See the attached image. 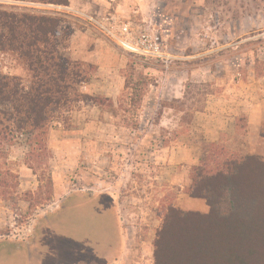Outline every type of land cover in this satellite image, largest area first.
Instances as JSON below:
<instances>
[{"label":"rangeland","instance_id":"1","mask_svg":"<svg viewBox=\"0 0 264 264\" xmlns=\"http://www.w3.org/2000/svg\"><path fill=\"white\" fill-rule=\"evenodd\" d=\"M2 4L55 19L59 53L83 82L50 112L45 132L0 135V240H24L75 193L106 194L133 256L153 264L170 208L210 211L191 196L200 169L222 159L264 162V0ZM153 42L159 55L147 52ZM4 75L29 91L32 74L16 54L0 52ZM10 109L0 103V112ZM67 243L44 264H104Z\"/></svg>","mask_w":264,"mask_h":264},{"label":"trees","instance_id":"2","mask_svg":"<svg viewBox=\"0 0 264 264\" xmlns=\"http://www.w3.org/2000/svg\"><path fill=\"white\" fill-rule=\"evenodd\" d=\"M14 9L0 5V52L16 54L33 80L20 93L18 78H0V103L12 108L0 112V135L10 127L45 132L50 112L70 101L81 76L59 53L55 19ZM208 168L198 169L191 196L205 199L210 211L170 208L153 264H264V162L222 159Z\"/></svg>","mask_w":264,"mask_h":264},{"label":"crops","instance_id":"3","mask_svg":"<svg viewBox=\"0 0 264 264\" xmlns=\"http://www.w3.org/2000/svg\"><path fill=\"white\" fill-rule=\"evenodd\" d=\"M88 206L96 208L88 211ZM115 206L106 194L75 193L46 212L25 240H0V261L44 264L49 253L61 256L68 242L72 253L88 252L104 264H140L143 259L133 256L127 228Z\"/></svg>","mask_w":264,"mask_h":264},{"label":"built area","instance_id":"4","mask_svg":"<svg viewBox=\"0 0 264 264\" xmlns=\"http://www.w3.org/2000/svg\"><path fill=\"white\" fill-rule=\"evenodd\" d=\"M143 42V41H142ZM143 44H145V42H143ZM137 49H141L139 47H137ZM142 50V49H141ZM149 54H153V55H159L160 53V47L158 45L157 42H153L148 46V51Z\"/></svg>","mask_w":264,"mask_h":264},{"label":"flooded vegetation","instance_id":"5","mask_svg":"<svg viewBox=\"0 0 264 264\" xmlns=\"http://www.w3.org/2000/svg\"><path fill=\"white\" fill-rule=\"evenodd\" d=\"M25 240V239H24Z\"/></svg>","mask_w":264,"mask_h":264}]
</instances>
